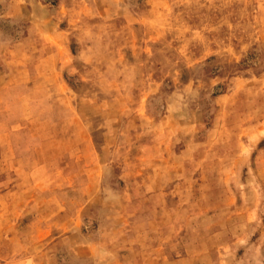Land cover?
Listing matches in <instances>:
<instances>
[{
  "label": "rangeland",
  "instance_id": "obj_1",
  "mask_svg": "<svg viewBox=\"0 0 264 264\" xmlns=\"http://www.w3.org/2000/svg\"><path fill=\"white\" fill-rule=\"evenodd\" d=\"M0 264H264V0H0Z\"/></svg>",
  "mask_w": 264,
  "mask_h": 264
}]
</instances>
